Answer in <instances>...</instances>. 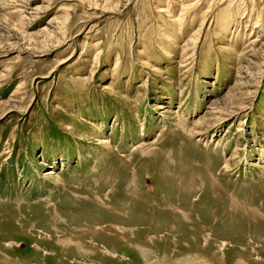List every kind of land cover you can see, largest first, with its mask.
<instances>
[{"label": "rangeland", "instance_id": "1", "mask_svg": "<svg viewBox=\"0 0 264 264\" xmlns=\"http://www.w3.org/2000/svg\"><path fill=\"white\" fill-rule=\"evenodd\" d=\"M188 261L264 264V0H0V264Z\"/></svg>", "mask_w": 264, "mask_h": 264}, {"label": "bare ground", "instance_id": "2", "mask_svg": "<svg viewBox=\"0 0 264 264\" xmlns=\"http://www.w3.org/2000/svg\"><path fill=\"white\" fill-rule=\"evenodd\" d=\"M169 112V111H168ZM46 174H51V172L49 171H47L46 172ZM68 245V244H67ZM81 248V247H80ZM142 254H143V257L146 259V261L147 262H150V261H152L153 260V258H152V255H153V252H152V250H146V249H142ZM184 259V258H183ZM187 259V258H186ZM187 261V260H186ZM154 262H155V260H154ZM185 263H187V262H185ZM161 264V263H160ZM188 264H189V261H188ZM194 264H196V263H194ZM199 264V263H198Z\"/></svg>", "mask_w": 264, "mask_h": 264}]
</instances>
